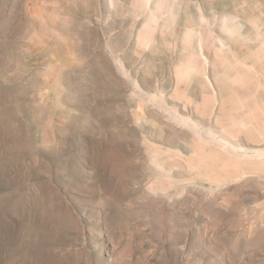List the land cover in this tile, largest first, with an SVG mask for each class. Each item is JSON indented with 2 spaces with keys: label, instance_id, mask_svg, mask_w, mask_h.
Listing matches in <instances>:
<instances>
[{
  "label": "rangeland",
  "instance_id": "obj_1",
  "mask_svg": "<svg viewBox=\"0 0 264 264\" xmlns=\"http://www.w3.org/2000/svg\"><path fill=\"white\" fill-rule=\"evenodd\" d=\"M0 264H264V0H0Z\"/></svg>",
  "mask_w": 264,
  "mask_h": 264
}]
</instances>
